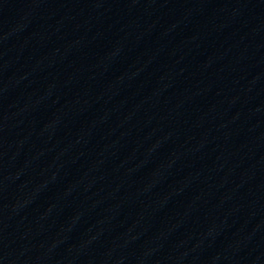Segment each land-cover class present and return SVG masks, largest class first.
Instances as JSON below:
<instances>
[{
  "label": "water",
  "instance_id": "water-1",
  "mask_svg": "<svg viewBox=\"0 0 264 264\" xmlns=\"http://www.w3.org/2000/svg\"><path fill=\"white\" fill-rule=\"evenodd\" d=\"M0 264H264V0H0Z\"/></svg>",
  "mask_w": 264,
  "mask_h": 264
}]
</instances>
